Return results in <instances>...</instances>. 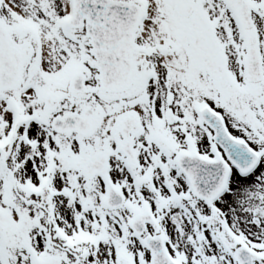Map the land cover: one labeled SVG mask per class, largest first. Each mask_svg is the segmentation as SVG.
I'll return each mask as SVG.
<instances>
[{
  "label": "snow or ice",
  "instance_id": "1",
  "mask_svg": "<svg viewBox=\"0 0 264 264\" xmlns=\"http://www.w3.org/2000/svg\"><path fill=\"white\" fill-rule=\"evenodd\" d=\"M0 264H264V0H0Z\"/></svg>",
  "mask_w": 264,
  "mask_h": 264
}]
</instances>
